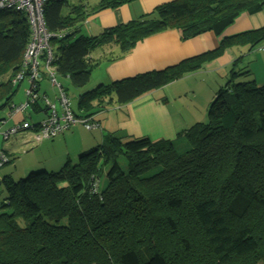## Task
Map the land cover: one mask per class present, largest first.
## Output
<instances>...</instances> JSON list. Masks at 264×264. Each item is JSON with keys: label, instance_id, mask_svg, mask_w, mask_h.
<instances>
[{"label": "trees", "instance_id": "16d2710c", "mask_svg": "<svg viewBox=\"0 0 264 264\" xmlns=\"http://www.w3.org/2000/svg\"><path fill=\"white\" fill-rule=\"evenodd\" d=\"M133 1L100 0L92 11ZM66 6L68 0H48L43 21L58 35L50 40L57 78L81 89L93 67L86 58L97 48L116 46L122 57L167 30L180 31L182 40L219 36L240 13L259 12L264 0H172L155 7L150 18L94 37L75 36L84 14L72 6L63 15ZM29 34L22 14L0 12V112L13 104L11 80ZM262 42L264 26L222 37L212 51L80 94L76 111L91 116L129 104L228 48L251 51ZM74 162L18 180L0 177V264H264V85L257 86L247 69H231L206 122L175 139L116 131Z\"/></svg>", "mask_w": 264, "mask_h": 264}, {"label": "crops", "instance_id": "0c3cea01", "mask_svg": "<svg viewBox=\"0 0 264 264\" xmlns=\"http://www.w3.org/2000/svg\"><path fill=\"white\" fill-rule=\"evenodd\" d=\"M99 1L68 0V6L62 9L63 15H66L72 6L80 7L84 14L83 21L76 25L75 36L94 37L104 29L132 20L150 18L155 7L172 0H136L117 9L92 11ZM263 26L264 6L252 15L240 13L219 36L207 32L188 40H182L180 31L167 30L138 42L129 53L122 57H118L119 52L116 46L97 48L91 51L86 58V62L93 67L89 82L85 87L73 88L68 78L58 80L61 79V82L73 89L76 95L75 101H77L80 94L98 85H108L137 74L174 66L181 61L216 49L222 37L259 29ZM231 69L235 71L247 69L257 86L264 85V42L251 51L241 46L228 48L215 60L204 63L194 73L187 74L158 90L147 93L129 104L116 105L106 112L93 113L92 116L98 123L95 129L83 131L80 129L82 127L75 125L49 141L50 144L42 146L47 143L44 142L35 147L34 151L20 152L19 146L11 144L8 147L12 149L9 163L13 158L20 156L19 161L23 163V168L19 174L23 175L35 170L55 171L66 161L74 162L79 153L98 144L105 135L116 131L134 138L148 137L153 141L173 140L178 133L195 123L203 122L208 106L215 98L216 91L225 85ZM46 80H48L47 77L42 75L38 83V92L54 100L57 90L51 86L49 81L47 84ZM61 82L59 81L64 86ZM22 83L23 81L13 86H16L17 90ZM75 113L78 116H84L81 112L75 111ZM5 114V111L1 112L0 119ZM45 115V107L41 101H37L25 113L18 114L14 121L24 120L37 123ZM16 170L13 171L3 166L0 168V177L10 176L16 179L20 176Z\"/></svg>", "mask_w": 264, "mask_h": 264}, {"label": "built area", "instance_id": "2783aa9c", "mask_svg": "<svg viewBox=\"0 0 264 264\" xmlns=\"http://www.w3.org/2000/svg\"><path fill=\"white\" fill-rule=\"evenodd\" d=\"M47 1L0 0V11L22 14L30 33L23 51L21 67L11 80L13 85L26 80L25 104H12L5 115L6 119L0 121V166L7 162L6 153H11L12 149L8 148L11 144H16L27 152L75 125H81L87 131L98 127L92 115L76 116L73 113L69 97L59 83L56 70L52 66L54 51L50 46V40L58 35L48 32L44 26L43 8ZM42 75L46 76L51 86L57 90L54 100L38 92V83ZM37 101H41L46 109V115L42 120L37 123L24 120L10 123L16 115L25 113Z\"/></svg>", "mask_w": 264, "mask_h": 264}, {"label": "rangeland", "instance_id": "374dc122", "mask_svg": "<svg viewBox=\"0 0 264 264\" xmlns=\"http://www.w3.org/2000/svg\"><path fill=\"white\" fill-rule=\"evenodd\" d=\"M47 82V84H49V82H48V80H46ZM60 82H61V79L59 80ZM64 86L63 87H65V89H66V91H67V96L69 97V101H70V104H71V108L72 109H74L75 111H76V103H77V101H75L76 100V95H75V93H74V91H73V89L70 87V86H68V85H66L64 82H61ZM13 87V90L15 91V94H14V97H13V100H12V102H14L13 104L14 105H19V104H25V90H26V88H27V82H26V80H24L23 81V83L18 87V89L16 90V86H12ZM49 92H51V90H49ZM49 97V96H48ZM50 98V97H49ZM23 99V100H22ZM22 100V101H21ZM214 100V99H213ZM21 101V102H20ZM211 104V103H210ZM106 111H108V110H105V112ZM76 112H79V111H76ZM1 113V112H0ZM17 117V115L14 117V119L12 120V122L13 123H16V121H14L15 120V118ZM203 122H206V118L203 120ZM80 127H82V128H80L81 130H83V131H86L84 128H83V126H81V125H79ZM44 142H47V143H45V144H43L42 146H46L48 143L50 144V142L47 140V141H43L42 143H44ZM41 143V144H42ZM38 146H40V145H38ZM35 149H33V151H34ZM20 152H24L21 148H20V150H19ZM19 158H20V156H18L17 158H13V160L11 161V163H9V164H7V165H5L4 167H8L10 170H13V171H15V169H17L16 170V173L18 174V175H20V176H18L17 178H16V180H18V179H20V178H24L29 172H27L25 175H23V174H19L20 173V171H21V169L23 168V163H21L20 161H19ZM45 159H48L47 157H45ZM51 161H54V160H51ZM118 162H119V164H120V166H121V168H123L124 169V165H125V163H124V160L120 157L119 158V160H118ZM14 163H15V167H14ZM73 163H75V162H73ZM64 164H62V166H63ZM41 169V168H40ZM57 170H59V168L57 169ZM57 170H55V171H57ZM48 171H50V170H48ZM103 181H104V179H103V177L101 178V183H103ZM2 195H3V197H4V193H2ZM2 210H0V212H1Z\"/></svg>", "mask_w": 264, "mask_h": 264}, {"label": "bare ground", "instance_id": "6f19581e", "mask_svg": "<svg viewBox=\"0 0 264 264\" xmlns=\"http://www.w3.org/2000/svg\"><path fill=\"white\" fill-rule=\"evenodd\" d=\"M3 11H5V10H3ZM0 12H2V11H0Z\"/></svg>", "mask_w": 264, "mask_h": 264}]
</instances>
